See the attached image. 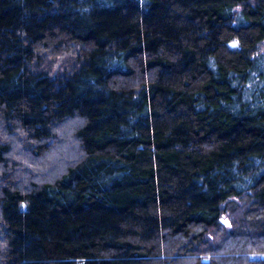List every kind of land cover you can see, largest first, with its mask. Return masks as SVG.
<instances>
[{
	"label": "trees",
	"instance_id": "1",
	"mask_svg": "<svg viewBox=\"0 0 264 264\" xmlns=\"http://www.w3.org/2000/svg\"><path fill=\"white\" fill-rule=\"evenodd\" d=\"M0 264H264V0H0Z\"/></svg>",
	"mask_w": 264,
	"mask_h": 264
}]
</instances>
